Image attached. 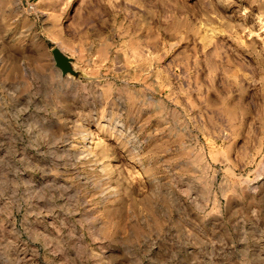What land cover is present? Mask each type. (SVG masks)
<instances>
[{
    "label": "rangeland",
    "instance_id": "374dc122",
    "mask_svg": "<svg viewBox=\"0 0 264 264\" xmlns=\"http://www.w3.org/2000/svg\"><path fill=\"white\" fill-rule=\"evenodd\" d=\"M0 264H264V0H0Z\"/></svg>",
    "mask_w": 264,
    "mask_h": 264
},
{
    "label": "bare ground",
    "instance_id": "6f19581e",
    "mask_svg": "<svg viewBox=\"0 0 264 264\" xmlns=\"http://www.w3.org/2000/svg\"><path fill=\"white\" fill-rule=\"evenodd\" d=\"M86 136H87V134H86ZM88 138V137H87ZM92 142V140H89L88 139V141H87V146L85 145L84 147H89V149H91L90 147V143ZM82 148V147H81ZM88 148H82L80 151H78V155L79 156H81V157H89V156H91V151L89 150ZM93 154V153H92ZM93 158V157H92ZM95 160V159H94ZM93 160V161H94ZM95 162H96V160H95Z\"/></svg>",
    "mask_w": 264,
    "mask_h": 264
}]
</instances>
